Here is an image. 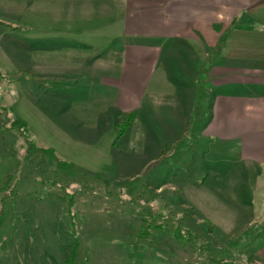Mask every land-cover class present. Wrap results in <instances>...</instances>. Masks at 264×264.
<instances>
[{
	"label": "rangeland",
	"instance_id": "obj_1",
	"mask_svg": "<svg viewBox=\"0 0 264 264\" xmlns=\"http://www.w3.org/2000/svg\"><path fill=\"white\" fill-rule=\"evenodd\" d=\"M26 3L0 0V188L12 174L20 179L15 209L29 216L27 224L21 220L22 229L11 209L0 231V259L64 264L78 242L76 264H262L257 249L264 242L263 180L240 166L234 143L201 142L189 125L201 119L206 93L213 95L212 86L221 83L213 71L230 24L215 27L209 37V63L205 51H189L187 58L182 45L173 65L166 67L163 58L151 76L168 68L175 78L189 77V104L183 101L189 115H182L186 108L181 106L179 115L169 112L166 104L174 102L154 100L159 121L149 124L151 117L141 116L142 109L138 115V110L122 114L123 95L105 79L144 75V67L133 63L150 62L154 49L164 47L160 39L140 37L145 47H129L127 58V52L112 47L117 44L112 40L122 38L117 30L114 35L106 33L112 30L108 27L98 34L60 33L56 21H33V7ZM258 19L231 25L264 26ZM125 57L130 64L123 70ZM250 69L241 78L264 82V69ZM235 89L246 96L264 92L250 83ZM209 103L212 107L213 99ZM16 120L26 123V135L13 126ZM30 144L54 155L34 152L27 159ZM145 156L150 161L143 168L139 160ZM224 182L225 197L213 194ZM191 185L199 190L190 193ZM193 194L199 209L189 208ZM240 208L253 210L244 214L250 221L257 215L241 229L236 225ZM149 216H163L156 223L163 228H152L139 241L141 219ZM178 228L192 230L199 241L178 240Z\"/></svg>",
	"mask_w": 264,
	"mask_h": 264
},
{
	"label": "crops",
	"instance_id": "obj_2",
	"mask_svg": "<svg viewBox=\"0 0 264 264\" xmlns=\"http://www.w3.org/2000/svg\"><path fill=\"white\" fill-rule=\"evenodd\" d=\"M25 1L27 2L25 5L33 7L30 11L33 21H39L43 17L49 21H56L60 33L62 30H79L84 34H98L99 29L108 27L112 30L106 33L114 35L112 31L117 30L118 36L122 38L112 40L114 43L117 42L116 46L112 47H116L118 51L127 52L126 56L131 46L145 47L140 37L160 39L164 47L154 49L153 61L138 60L137 63H133L135 68L144 67V75L134 77L122 75L105 79L108 80V84L114 86L111 89L123 95L122 105H118L120 108L117 106L122 114L138 110L136 112L138 115L139 109H142L141 116L151 117L147 120L149 124H156L159 121V114H155V109L159 107L154 100L166 99L174 102L173 105L166 104L169 106V112L179 115L176 109L181 106L186 108L182 115H189V106L183 104V101H188L189 104V77L175 78L170 75L171 70L168 68L162 75L151 76L156 72L163 58L166 61V67L173 65L176 56L174 53L179 50L178 45H182L181 48L186 52L187 58H189V51L192 53L205 51L209 63L210 47H212L209 37L216 34L215 27L226 28L227 24H230L231 30L225 38L218 61H215L214 69H216L213 71L216 72L214 77H218L217 81L221 83L212 84L215 91L213 95L206 93L207 109L202 110L201 119L197 123H189V125L191 130L199 132L200 137H197L201 142L214 140L220 143H234L239 149L240 166L256 173V177L263 180L264 184V92L250 93V96H246L242 92L233 91L238 90L235 89L236 87L241 88L242 83L264 87V82L247 81L240 76L245 69L251 68V72L264 69V26H259L258 23L248 26L231 25L244 18H249L250 22L258 18L264 21V0ZM82 34L79 33V35ZM189 42H194L198 49L191 47ZM140 49L141 55L144 50ZM165 52L167 54L163 56ZM121 62V69L129 68V59L126 60L125 57ZM111 63L115 66L113 59ZM186 64L189 67L188 59ZM152 65L153 70H151ZM205 83L208 88V78ZM151 84L154 85V93L150 92ZM210 98L213 99L212 107H209ZM143 108L151 109V112H148L149 115L144 113ZM151 127L154 128V125ZM147 161H150L147 156L139 160L142 165H145L143 168L146 167ZM217 186L213 194L225 197V182ZM189 187L192 189L190 193H194L193 189H198L195 185ZM194 197V194L189 195V208L192 210L198 208V202ZM249 208H240L242 216L240 215L241 220L236 224L240 229L246 228L257 219L256 214L252 222L249 215L244 216L247 213L245 211L250 212ZM257 254L264 264V242L257 249Z\"/></svg>",
	"mask_w": 264,
	"mask_h": 264
},
{
	"label": "trees",
	"instance_id": "obj_3",
	"mask_svg": "<svg viewBox=\"0 0 264 264\" xmlns=\"http://www.w3.org/2000/svg\"><path fill=\"white\" fill-rule=\"evenodd\" d=\"M231 29L228 30V32ZM227 37L224 36L223 39H225ZM14 127H17L19 129H21V132L26 135V123L22 120H16L13 123ZM28 154L29 156L27 157L30 158L34 155V152L39 153L40 155H42L43 157L45 156H53V152L51 150H44V149H40L37 148L34 144H30L29 148H28ZM31 154V155H30ZM35 157V156H34ZM42 162V161H41ZM40 162V163H41ZM61 166L63 167H67L66 164H61ZM20 172V171H19ZM18 172V173H19ZM17 173V174H18ZM16 174V173H15ZM14 184V186H12L10 188V185ZM20 186L21 185V180L20 179H16L15 175H10L6 178L5 182L3 183V185L0 188V231H4V225L5 223L9 220V218L12 216V212L10 213L11 209L12 210H16V204L18 202L17 197H15L17 195V193H15V188L16 186ZM53 186H57V183H54ZM10 188V190H9ZM62 188H66V186H63ZM14 190V191H13ZM30 200V199H29ZM38 203H40L41 201H37ZM37 207V206H36ZM36 208H34L33 210H35ZM17 215V224L18 226H22V229L25 228V224H21V220H24V223L27 224V218L29 217L28 214H26L25 212L21 213L19 211L16 210ZM42 215V213H41ZM36 219V217L34 216L32 219V222ZM161 219V221H163V216H149V217H144L143 219H141V227L140 230L138 231V234L136 236L137 239H139V241H143L145 239H147L150 236V231L152 228L155 229H162L163 227L158 226L156 223L157 221ZM24 226V227H23ZM175 235L177 237L178 240H182V239H187L189 240V242H198L199 241V237L195 234V232H193L192 230H183L182 228H178L175 230ZM139 244V242H135V247ZM79 248L80 245L78 242L75 243V246L73 248V252L71 256H68V258L64 261V264H76L77 262V256H78V252H79ZM4 258L0 259V264H8L7 260L2 261Z\"/></svg>",
	"mask_w": 264,
	"mask_h": 264
}]
</instances>
